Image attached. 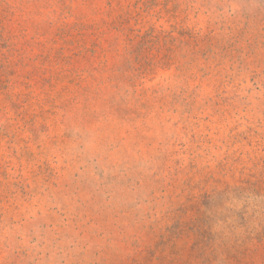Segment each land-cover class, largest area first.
Instances as JSON below:
<instances>
[{"label": "rangeland", "instance_id": "1", "mask_svg": "<svg viewBox=\"0 0 264 264\" xmlns=\"http://www.w3.org/2000/svg\"><path fill=\"white\" fill-rule=\"evenodd\" d=\"M0 264H264V0H0Z\"/></svg>", "mask_w": 264, "mask_h": 264}]
</instances>
